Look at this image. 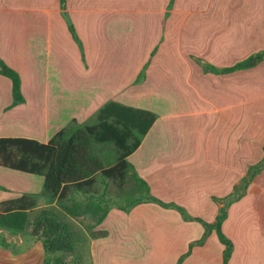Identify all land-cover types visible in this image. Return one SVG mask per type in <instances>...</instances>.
Returning <instances> with one entry per match:
<instances>
[{
    "label": "rangeland",
    "instance_id": "rangeland-1",
    "mask_svg": "<svg viewBox=\"0 0 264 264\" xmlns=\"http://www.w3.org/2000/svg\"><path fill=\"white\" fill-rule=\"evenodd\" d=\"M132 1L139 3L143 11L138 16L137 26L133 21L129 28L130 17L127 15L131 14L124 13L120 20L121 12H115L118 21L113 28L110 20L115 14L107 12L106 37L104 35L105 42L104 39L102 41L105 46L102 45L101 52L95 53L89 60L92 64V78L90 76L91 79H85L84 83L76 81L59 86L56 91L53 90L55 84L52 83L55 80L48 82L49 72L54 71L53 68H40L36 75L42 73L41 76L46 75V78L37 77L36 84L34 77L27 80L23 88L26 98L24 102L13 105L11 92L10 109L5 111L4 116H0V136L47 139L63 127L73 130L98 123L97 114L100 109L108 102L118 101L159 114L158 126L168 129V138L164 147L151 150L152 154L159 158L165 152L173 151L180 161L190 151L191 143H194L196 137L197 144L202 143L199 133L203 115L200 111L216 109V104L221 102L216 101L214 105L215 101L211 96L225 95V88L229 85L234 101L235 128L227 135L224 128L217 129L219 131L215 133L216 130L208 124L203 130L205 145L202 165H196L195 170L191 171L196 174L202 169V173H209L217 178L220 191L232 190L229 195L216 197L220 208L225 206L229 213L230 219L228 222L225 220L223 229L228 234L226 230L229 228L230 238L235 245L233 264H243L245 252L249 250L254 251L253 254L251 252V264H264V59L262 62L257 60L246 71L230 75H215L208 67L209 64L229 66L262 52L264 20L257 24L250 20H236L237 28H234L231 27L233 22L228 21L226 0H173L172 6L168 8L169 15H165L167 19L163 25L164 32L159 41L157 39L158 49L152 54L157 24L152 31L151 21L153 18L156 23L154 19L157 14L152 12L151 0ZM215 6L219 7L218 14L210 11ZM62 13L66 18L65 10ZM66 22L71 23L68 19ZM54 27L56 25L52 23V29ZM129 34L131 37H128ZM233 34H236L235 37ZM56 39H53L52 44L53 65L57 64ZM75 41L83 46L80 38ZM62 46L66 47L65 39L62 40ZM45 60L44 51L42 67L46 65ZM201 60L205 62L202 63ZM196 90L202 93V101L195 100ZM79 96L83 99L78 100ZM217 110L221 111L222 107ZM243 121L247 124V131H243L241 125L238 126V122ZM227 141L234 144L233 160L229 165L227 151L221 148L222 142L226 144ZM192 150L195 151L193 148ZM98 153L106 165L116 161L117 152L113 145H100ZM198 161L200 164V159ZM187 167L185 164L182 169ZM183 172L186 174L189 169ZM164 177L170 185L168 191L173 192L172 197L184 196L192 186V177L182 183L174 182L170 175L164 174ZM129 178L126 188L121 192L111 181L97 174V190L94 194L87 195L71 187L69 197L58 200L44 193L42 176L0 167V185L9 190H0V200L22 193H35L42 196L43 200L30 213V222L24 231L0 227V264H45L43 239L32 233V220L45 207L53 209L74 232L75 250L72 253L52 255L54 258L62 257L69 264H159L157 257L152 253L146 256L139 246L131 253L129 248L117 245V240L120 239H117L114 214L118 209H126L128 200L138 196L140 190L132 171ZM75 203L101 204L107 212L101 221L91 213L77 220L66 212V207ZM99 230L107 231L108 235L95 238L92 231ZM214 239L208 249L212 258L208 255L203 260L199 259L196 264H215V252L220 243L216 231ZM117 248L121 253H127V258L122 256L116 262L115 258L120 255L116 254ZM176 263L177 261L172 264Z\"/></svg>",
    "mask_w": 264,
    "mask_h": 264
},
{
    "label": "crops",
    "instance_id": "crops-1",
    "mask_svg": "<svg viewBox=\"0 0 264 264\" xmlns=\"http://www.w3.org/2000/svg\"><path fill=\"white\" fill-rule=\"evenodd\" d=\"M170 3L171 0L150 1L152 12H156L157 14L154 19L156 23L153 22V18L151 21L152 31L155 29V24H157L154 41L155 45L151 49L152 54L158 49L159 43L156 45L157 39L159 41L164 32L163 25L164 21L167 19L165 15H169L168 11L170 9L168 8H170ZM212 4L213 2L211 5ZM225 4L228 21L233 22L231 27L237 28L235 23L236 20L246 22L250 20L256 24L264 20V0H226ZM196 5H199V3L196 2ZM219 5H222V3ZM140 6L143 7V5ZM218 9L219 7L215 6V8L210 9V11L214 14H218ZM108 11H112L114 14L115 12H121L119 16L120 20H122V15L131 14V16L127 15L130 17L129 28L133 25V21L136 22L137 26V21H139L138 16L143 12L142 8L139 7V3L137 4V2L132 0H66L65 18L62 15L63 10L60 0H46L45 2L44 0H0V56L9 66L20 73L23 93L25 91V89L23 90L24 85L28 79L30 80L34 77L36 84L37 77L40 78L45 76L44 78H46V75L41 76L42 73L36 75V71L40 68H53L54 71L49 72L48 82L50 80H55V82L52 81V83L55 84L53 90L56 89V91L59 86L75 83L76 81L84 83L85 79H89L92 69V64L89 62L90 57L99 51L101 52L102 45L105 46V43L103 44L102 41L104 39L105 42ZM117 17V13L111 16L110 23L113 28L115 23L117 24ZM67 19L73 24L78 38L82 40L83 46H80L75 41L68 28L69 24L66 22ZM198 19H201V17ZM168 22H170L169 19ZM52 23L56 25L54 29H52ZM131 34H129L128 37H131ZM235 35L236 34H233V37H235ZM54 38H57L55 40L57 44L56 65H53L51 60ZM63 39L66 40V47L62 46ZM44 51L46 53V65L42 67ZM201 61L202 63L205 62L203 60ZM251 62L252 61L249 62L251 64L250 67L230 73H215L210 68V66L216 68H224L227 66L217 67L209 64L208 67L215 75H230L248 70L254 66L253 64L255 62ZM11 89V79L0 72V116H4L6 113L5 111L10 109L9 101L12 92ZM225 91V95H217V97L215 95L211 96V99L215 101L213 103L214 105L216 101L221 102L220 104H216V109L209 110L208 112L203 109L200 111L203 115V119H201L200 122L201 129L199 133L202 139L200 142L202 143L198 145L196 137L194 143H191L190 151L182 156L183 159L179 161L180 158L177 156V153L173 151L170 153L165 152L159 158H155L158 156L152 154L153 152L151 150H160L161 147H164V143L168 138L166 135L168 129L161 125L158 126L160 121L159 114L149 132L142 136L140 146L128 157V160L134 166L138 175L148 183L150 193L153 196L164 202H171L181 206L185 209L186 214L190 218L184 216L176 207H164L160 203L154 201L143 200L133 205H126V209H118L114 214L118 230L117 239H120L117 240L118 246L129 248L131 253L135 252L134 248L139 246L143 249L142 252L146 254V256L152 253L153 256L157 257V262H160L159 264H172L178 261L181 255L187 252L191 243L202 238L207 230L204 223L212 224L216 220L220 210V202L216 196L229 195L232 190L229 191V189H227L220 191L217 178H213V175L209 173H202V169L200 172L194 174L191 169L195 170L196 165H202L205 145L203 142V130L208 124H210L209 127L216 130L215 133L219 131L217 129L224 128V132H227V135L231 134L235 128L234 101L231 96V87L227 85ZM194 94L196 95L195 100H203V95L199 90H196ZM90 97L91 96L88 98L90 99ZM71 99H74V97H71ZM77 99H83V97L79 96ZM54 100H57V98ZM218 107H222V110H217ZM46 112L49 113V111ZM194 116L196 117V114ZM47 118L49 119L48 116ZM239 118L241 119V116H239ZM49 123L50 121H48V124ZM239 125H241L243 131H247V124H244V121L238 122V126ZM222 135H224V133H222ZM34 138L47 142L51 137L47 139L39 137ZM192 148L195 149V151H193ZM209 148L210 146L208 149ZM221 148L223 151L224 148L227 151L226 159L229 165V162L233 160L231 158H233L234 144L228 141L226 144L222 142ZM198 159H200V164ZM185 164L188 167L182 169ZM230 164L233 165L232 163ZM187 169H189V172L184 174L183 171ZM164 174L172 176L171 179L178 183H182L184 180L186 181V179L192 177V179H190L192 186L189 192H186L184 196L175 195L172 197L173 192L168 191L170 185L165 180ZM232 175L234 176L233 172ZM228 178L229 175L227 179ZM184 206H186V208ZM197 218L202 219L203 222ZM229 219L228 213L226 222H228ZM228 229L226 230L228 234H226L230 237L231 234ZM214 232L213 230L209 232L204 245H194L190 254L183 260L182 264H196L199 259L203 260L208 255L211 259L212 253L208 249L211 246L212 240H215ZM220 243L217 246L218 251L215 252V264H223L224 246L222 243L220 245ZM248 248H250V246H248ZM235 252L236 249L233 243L229 264H233ZM251 252V250L245 252L243 264L253 263L251 256L254 251L252 254ZM119 253L120 255H117L115 258L116 262H119V258L122 259V256L127 258L128 255L127 253H121L117 248L116 254ZM145 260H147V258H145Z\"/></svg>",
    "mask_w": 264,
    "mask_h": 264
},
{
    "label": "trees",
    "instance_id": "trees-1",
    "mask_svg": "<svg viewBox=\"0 0 264 264\" xmlns=\"http://www.w3.org/2000/svg\"><path fill=\"white\" fill-rule=\"evenodd\" d=\"M60 3L62 10H65L66 0H60ZM172 3L173 0L170 6ZM69 29L73 37L78 39L72 23H69ZM253 57L262 61L264 51L231 66L224 68L210 66V68L215 73L243 70L250 67L249 62ZM0 72L12 81L13 105L24 102L20 73L9 66L1 56ZM97 119L96 124L76 127L73 130L63 127L47 142L27 136H0V167L42 176L44 193L58 200L68 198L71 187L87 195L94 194L97 190V174L111 181L122 192L132 171L142 191L139 190L138 196L128 200V206L143 200L154 201L164 207H176L184 216L190 218L181 206L164 202L153 196L148 183L138 175L128 160V157L140 146L142 136L146 135L155 123L157 114L149 109L111 101L100 109ZM103 144L113 145L117 152L116 161L111 165H106L98 153V147ZM0 190L9 191L3 185H0ZM42 201V196L35 193H22L18 197L0 200V227L24 231L30 222V213L39 203H43ZM66 212L77 220L91 213L101 221L107 211L101 204L75 203L67 206ZM227 216L225 206L221 207L212 224L204 223L207 230L202 238L191 243L187 252L181 255L176 264H182L194 245H203L211 230L216 231L219 241L224 245L223 264H229L233 242L223 229ZM197 219L202 221L200 218ZM32 233L43 239L45 264H69L62 257L52 256L57 253H72L75 250L73 229L60 219L53 209L42 208L34 216ZM92 235L95 238H102L108 233L99 230L92 231Z\"/></svg>",
    "mask_w": 264,
    "mask_h": 264
},
{
    "label": "water",
    "instance_id": "water-1",
    "mask_svg": "<svg viewBox=\"0 0 264 264\" xmlns=\"http://www.w3.org/2000/svg\"><path fill=\"white\" fill-rule=\"evenodd\" d=\"M254 62H256V57H253V59H252V62H251V63H254Z\"/></svg>",
    "mask_w": 264,
    "mask_h": 264
}]
</instances>
